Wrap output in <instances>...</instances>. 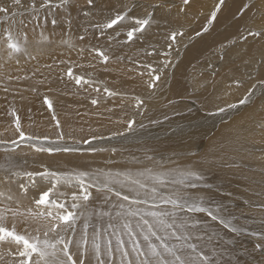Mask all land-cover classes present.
<instances>
[{
    "label": "bare ground",
    "instance_id": "1",
    "mask_svg": "<svg viewBox=\"0 0 264 264\" xmlns=\"http://www.w3.org/2000/svg\"><path fill=\"white\" fill-rule=\"evenodd\" d=\"M2 1L0 0V7H2V4H3L4 7H7L9 9L13 7H16L15 10L17 9V6L13 4V0H2ZM102 1L106 5L109 4L108 0H102ZM227 1L228 0H226V2ZM242 1L244 2L245 5L246 4H248L249 6L251 5V7L249 8L250 9L249 13H248L249 16L255 15L257 10L260 9L261 3L258 0H254L255 2H251V0H247V2L245 0H242ZM30 2L31 4L35 3V5H37L41 3L42 0L41 2L40 0H21V5H20L21 9L18 6V9H20L19 12L15 11L16 12L15 16L13 17L11 15L10 17L12 19L9 18L11 21L7 18L10 22L9 23L6 22V24L8 23L7 24L8 28L9 26H11L10 28L12 27L15 28L14 30L16 32L15 34L17 33L24 34L25 36L24 32L29 33L27 34L29 35V37H26V38H24L23 35L22 37H20L21 35L17 36V42L20 45L19 51H12L11 49L7 47L6 43L5 44L1 43L2 45L0 44V107H2L0 112L5 115V119H4L2 118L1 116L2 114L0 113V116H1L0 117V140L8 141V143H0V181H5V177H6L5 170L8 169L6 168L5 164H8L7 160L9 156L19 166L17 168V171H22V172L23 171L30 172L29 168L34 165L40 166L39 163L41 165L48 163L49 165L57 167V168L66 167L65 169H70V170L71 169L83 170L85 168H91V169L102 168L105 171L108 170V172H111L113 174L117 173L118 171H120V173L128 172L133 177L140 179L142 182L145 183L146 185L145 191L150 190V188L152 187V180L150 179V173L159 174V173H164L165 171L166 172L171 171L170 173H172V175L168 176L167 179L174 178L177 180L178 178V172L176 169L177 167L181 169V171L179 172H184V171L191 169L194 172H196L198 175L199 174L203 175L204 173H207L205 170L208 167V169H212V172H214L213 175H215L218 178V180H221L222 175L226 176L225 178L226 180L222 181L223 183H227L226 192L233 191L236 193L240 192V194L243 193L241 195L240 194L238 195L236 193L226 194L225 199L230 201L229 203L231 205H232V199H236L237 203L235 204V206L232 205V207H234L232 209L228 208V206L225 208L221 206L222 207L220 208L221 215H226L225 211L228 210L227 216H231V217L236 216L238 220L248 219V217L252 214L251 209L254 208L253 215L257 213L258 216L264 217V205H263L264 199L263 198L258 197V200L260 202H263V204H260V206L259 205L258 206H254V205L247 206L248 202H246L247 189L251 187L252 185L260 184L256 182V176L260 177L263 175V174L262 175L260 174L261 172L259 173L260 175H257V174L262 168L261 166H264V147L260 148L259 145H253L252 141L256 143L264 139V119H261L259 115L257 114V110L253 108V107H257V105L261 106L259 107L260 109L264 108V83L260 82V80H264V78L261 77V71L264 70V66H260V68H257V71H255L256 72L255 77L249 74L252 77L251 78L249 76L251 80L250 81L251 90H250L249 81H243L242 83H240L241 85L235 86L234 83H237V82H234V81L238 79L234 77L233 72L230 70L231 65H222L218 73V76H217L218 78L215 79V84L213 88L209 92L206 93L208 97L205 99L199 95L195 97L187 95L188 88H186V85L181 81L182 75L184 74V72L182 71L173 83V86H172V89L174 91L173 93L170 91H166L160 94L158 98L153 99V101H151L150 99V100H146L142 102L144 104V110L142 113L137 115V118L134 120L135 124L133 123L134 127L132 131H129V132L127 131V133L117 135V136H113L112 134V136L106 140L98 139V140H94L93 143H88V144L82 141L74 142V143L68 142L69 145H67L66 147L75 149L74 151L66 152V151L57 150L56 148L62 145V143L59 142L60 139H57V141H53V140H46V139L40 138V139H32L30 141L28 140L22 141L19 139V133L9 134L10 131H4L2 124L7 123L8 120L9 121L13 120V117H12L13 114H11L13 111H20L21 113H24V114H27L28 111H30L32 106L30 105L26 96L34 95L37 98H44V99L55 101V102L58 101L59 102L58 105H60L61 107H65L64 102L67 100L62 95H60V91L57 90L59 87H62V90L64 91L65 90L68 91V88L75 87L74 84H76V80H75L76 77L100 78V76H108L107 71H106L107 67L109 66L111 69L115 67L113 66L111 62L108 64L106 63L103 64L98 61V59H100L98 52H101V51L105 52V50L102 49L100 45L102 47H105L106 49L112 50L113 43H115L116 45L113 46V48H115L114 50L115 52L111 56H115V57L120 56V59H124V60L127 59L131 63L132 62L135 63L136 57L142 55L143 49L142 47H139L137 54L128 52L127 55H131V56H127L124 58L122 54H124L125 51H129V50H132V48H134L133 39L135 38V36L133 37L132 40H129L126 38L125 40H123L126 35L124 34H123L124 36L119 35L121 32L118 33L115 31H114L115 34L116 33L118 34L114 35L112 28L111 30H109L108 28H105V29H108L110 32L112 31L113 34L110 33L111 35L110 34L107 35L108 34L107 33L105 34V38L95 37L94 39L95 42H99L100 45L97 46L93 44V42L90 40V38L92 37L90 33L93 32V28L87 27L92 21L91 14L98 17V19H95V21L97 20L99 22L100 20L102 22V25L109 22L110 19L116 18V15L111 14L108 10H103L97 4L96 0H94V3H96V5L94 7L92 5V8L91 7L83 8L84 3L82 1H79L78 6L80 7V9H78L79 7L76 5V2L74 4L73 2L67 0V3L60 4L61 0L59 1L50 0V3L44 8L40 7V4H39V7L37 9L38 13H36V16H32V15L30 16L32 11L35 10L31 7ZM22 6H24L25 9H23ZM26 6H29L30 8H26ZM11 11H14V8ZM22 12H26V13L24 16H22L23 18L21 19L20 16L23 15ZM80 12L81 14L84 12H87V13H84L83 15H81ZM54 14L61 15L62 20H68L74 27L81 28L83 33L87 34L86 38L80 39L79 35L75 31L61 29L56 23H52ZM1 15L2 13H0V23L3 22V18L5 19L6 17L4 15L3 16ZM255 18L257 17L255 16ZM225 19H226V15L222 16L219 19V22H223ZM22 21L28 22V26L25 25V23H22ZM125 24L126 23H124V21H121L117 25H114V26H117L115 28L117 29V28L122 27ZM260 25L261 26L264 25V22L262 23L260 22ZM130 27L132 28V26ZM84 28H85V31H84ZM86 28H89V29L86 30ZM220 35L221 34L217 35V37H219ZM114 36L118 41L117 40L113 41L112 37L114 38ZM4 37H6V35ZM27 38H29V40ZM196 39L194 41H196ZM224 39L225 37L222 38L221 41H223ZM194 41L190 40V43L186 44L183 48L184 49L186 47L187 49L190 48V46L193 44ZM203 44H204V41L197 42L194 46L191 47V49L188 50L187 55L194 58V61L200 58V55L203 51V48L201 46ZM196 46L198 48H195ZM107 52L108 51H106V54ZM25 59L27 60L31 59V60L30 62H26ZM59 60H63L65 64L63 66L64 69L52 67ZM212 61H213L211 63L212 65L208 62L211 65V67L213 66V63L216 62V59ZM205 62L204 63L202 62L203 64H201L202 70L200 69L201 71H199L197 69V71L199 72H195V76L192 75V80H191L192 85L197 84V85L203 86L205 83L211 82L212 77H213L211 68L209 69L208 67V71H207V68L205 67L209 64L206 63L207 65H205L204 67ZM44 64L46 66L45 68L42 67ZM193 64H196V63H193ZM193 64L192 63L190 64V69H192ZM72 65H76L78 67L70 70L72 68L71 67ZM100 68H104V69L103 70L101 69V71H99L98 73V69ZM123 69H124L123 71H128L131 68L128 69V67H124ZM28 70L32 72L31 79H36L38 77H41V79L44 80L42 82L41 87L37 84L38 82L35 83L34 85L33 83H30L27 81H25L26 82L25 83L20 80L19 81L23 83L22 85H18V83L14 81L15 79H12L14 76H16V77H19L20 79L27 80V78L23 76V74L27 73ZM62 70L64 72L71 71L72 75L70 76L69 73H67V75L64 76V73ZM133 77L134 76L129 75L128 78L122 80L120 84H124L128 86L131 83L132 81L131 79H133ZM232 81H233V84H231L230 86H227V84ZM29 84H32V89L30 88ZM79 85L80 84H78V86ZM13 87H16V89L13 90L12 89ZM120 87H121V90L125 92V94L130 96V99L127 100L125 103H123L121 109L119 110V111H122L121 113H119L120 116L122 118L124 117V119L128 121L130 120V118L127 119V117L130 116V114H132L135 111L136 105L138 103L135 102V98L130 95V93L126 90L125 87H123L122 85H120ZM43 88L45 89L47 88L48 90H50V92L42 91ZM10 89H12V91H15L17 95L14 94ZM167 94H171V98H176V97L179 98V96L193 97L200 104L202 103L201 105V108L203 107L202 110L204 109L214 110V109L223 108V107H230L231 105L233 106V102H235L236 104L237 101L243 100L242 98L245 94H247V96L243 103H241V101L239 102L241 103V105L234 106L231 110L225 109L226 111H222L219 114L205 116L204 115L205 113L203 114L202 110H199L201 108L197 109L196 106H194L193 107L194 112L193 111L191 112L190 110L189 112L187 111V113L182 112V114H179L176 117H174L173 114L174 112H176L177 108H180L179 105L190 107L192 103L186 102V103L181 104V102H177L176 104H172L169 107H158V103L163 101L164 97ZM236 95H239V97ZM1 97H5V99ZM120 99L123 100L122 97H120ZM224 99H226V102L223 103L222 100ZM252 99L254 100L252 101ZM44 102L45 101H40L39 104H42ZM17 104H19L20 107H18ZM4 107H7V108H4ZM155 108L157 110H154ZM126 109H127L128 114H126ZM163 110H166L167 112V114H164V117L171 115L169 113H173L172 114L173 117H171L168 120L165 119L166 121H164L162 117V112L164 113L165 111ZM98 112L99 111H97V113ZM149 112H152V113L148 115ZM192 114L194 115L193 119L191 117ZM73 118H74L73 116L64 117V119L59 124V128L60 129L67 128V130H69L70 126L74 125L76 122ZM17 119L19 120V124L23 120L22 117H20L19 115L15 117V121H17ZM35 119H37L36 121L38 122L42 120L41 117H37V116ZM162 119H163V122H162ZM203 120L206 121V124L202 125ZM155 121L156 123H153ZM157 121H161L162 123L157 122ZM87 122H89V125L91 124L92 126L95 124L94 120L92 119H88ZM140 122H142L140 126H137ZM14 123H15L14 125H16V122ZM145 124H147L146 127H143ZM84 125H86V123ZM110 125L111 123H109L108 125L102 128L104 129L105 133H107L108 131L110 132L113 131L114 133H116V131H119L121 129V128L118 129L119 127H121L119 125H116V126H110ZM102 129H100V131ZM85 130L90 133L93 132L94 130L95 132L98 131L94 127H91L90 129L85 128ZM26 132H31L38 136H42V135L43 136L49 135L50 137L58 136L57 133L49 134V132L47 131L32 132L31 130H26ZM78 136H82V135H78ZM234 136L236 137V139H234L233 141H229V139L233 138ZM13 139L17 140V144L13 145L10 142ZM202 141L205 142V145H203V149H204L203 157H201V155L199 154L192 155L191 156L192 158L190 157L191 159L180 160L177 163V166L173 165L172 162L168 161L169 156L167 155L165 151L166 147H172V148L179 150V152H182L183 154H187V150H189L190 147L192 148V146H196L198 149H200L202 145H199V143ZM252 146L254 148L255 153L251 151ZM41 147L44 149L51 148L53 149V151L51 152L47 150L36 151L37 148H41ZM125 150L136 151V152L139 150L142 152L147 151L148 155L152 156V159L147 160V163L152 164V165L148 166L146 170L140 167H137V168L133 167V164L131 165L128 164L129 165L128 167L121 166V168L116 169V168H113V165L111 163L107 162V167H102L104 157L107 160L108 158H110L108 156L109 153L111 154L114 151L113 156L118 161H120L121 157L123 156V152ZM69 153H72L70 156L74 155V157L67 163V165H65L64 157L66 154L69 155ZM155 153H160V154H155ZM76 157H78L79 159ZM127 159L129 160V156L127 157ZM124 160L125 159H123L122 161ZM159 160L168 161L165 168L163 169L155 168ZM225 160H228L229 162L226 163ZM136 162L137 161L135 160L133 163H136ZM117 166H119V164H117ZM257 166H260L261 168L259 167L260 169H258L256 168ZM86 172L89 173L90 171H86ZM140 172L144 173V175L143 176L138 175ZM262 173H264V171H262ZM145 175H148V177H146ZM261 178L263 179L264 177H261ZM35 180L37 181L36 186L35 187L30 186L29 191L27 192V194H25L22 190L18 188V184L21 182L26 183V184L29 183L28 177H25V176L13 177L14 183L10 185L11 193L15 195L17 200L21 203L22 205L21 211H24L27 207H34V200L39 198V193L41 194L42 191L47 190L46 188L48 187V185H47L46 179L39 178L38 176V177H35ZM86 182H87V179H86ZM196 184H198L197 181H196ZM169 186H171L172 188H175L178 186V184L169 185ZM8 187L9 185H7V183H0V191L6 192L8 190ZM188 188L193 189L195 191V189L192 187H188ZM56 189H58V187H56ZM34 190H38L36 191L37 193L36 197L33 196L35 194ZM88 190L89 192L92 193L90 200H89L90 208H92L93 206L92 204L95 203L96 201H98V203L104 202L103 193H98L97 190L93 189L92 187L89 188ZM63 192L71 193L72 188L67 189L66 191H63ZM76 192L80 193V189L78 191L76 190ZM121 192H122V195L127 194V189H121ZM195 192L196 194L200 193L199 190L198 191L196 190ZM53 193H54L53 199H57L58 203H63L62 200L66 196L59 194V192H56L55 190H53ZM259 194H260V191H259ZM263 196H264V192H263ZM109 198H110V201L114 202L116 205L121 202V200L119 199L120 197L116 198L114 196H111ZM248 198L252 200L253 196L248 197ZM68 199L70 200L71 203H73L71 197H68ZM4 203H7V201L5 200ZM148 203H150V201ZM205 203L209 204L208 208H211L213 210L216 209L212 201H209V202L205 201ZM105 206L106 205H104V208ZM144 207H145V210L142 209V211H147L152 208L149 206H144ZM101 208L103 209V207ZM230 210L231 212H229ZM111 213H114V212H111ZM20 220H22V218L18 219L17 226H16L17 232L23 233L26 227L29 229H34L38 226V222L36 221H29L28 224H25V223L20 222ZM39 223L42 224L43 221L41 220ZM8 227L11 228V217L10 216H9ZM250 230L254 233L259 232L253 229H250ZM258 235L259 233L252 234V236L258 237L264 242V235L262 236V238L261 236H258ZM243 238L245 239L246 236L244 235ZM11 250L12 249H10L7 242H0V256L3 257L2 259H0V264H11V260L7 261V255H6ZM251 260L253 264H259L256 261L257 259L255 258V256H252ZM242 264H247V263H242ZM263 264H264V261H263Z\"/></svg>",
    "mask_w": 264,
    "mask_h": 264
},
{
    "label": "rangeland",
    "instance_id": "2",
    "mask_svg": "<svg viewBox=\"0 0 264 264\" xmlns=\"http://www.w3.org/2000/svg\"><path fill=\"white\" fill-rule=\"evenodd\" d=\"M55 1H59V0H55ZM68 1H71L74 4L76 2L77 6H78V2L82 1L84 3L83 8L84 7L92 8V5L93 7L96 5V3L89 5L86 2V0H68ZM96 1H97V4L103 10H108L111 14H114L116 16L118 13L121 15H124L125 13L127 14L126 18L123 20L124 23L126 24L120 27L121 29L120 28L115 29L117 26H113L112 28L114 35L120 32L121 33L119 35H123V34L126 35L123 40H125V38L128 39L127 32L131 30L130 26L133 27L134 20L136 18H145L146 12H151L153 14L154 18L151 21L150 25L146 27L145 31L136 32V34H134L135 36V38L133 39L134 48H132V50L125 51V53L122 54L124 58L127 56H131V55H127L128 52L137 54L139 47H142L143 49L142 55L136 57L135 63L133 62L131 63L127 59L125 60L120 59V56H116V57L111 56L115 52L114 51L115 48H113V46L116 44L113 43L112 50L106 49L105 47H102L99 42H95L94 39L95 37L105 38V34L108 33L107 35H109L110 33H112V31L110 32L109 30L111 29L109 28H108L109 30L105 28L103 29L99 28L98 25H102V22L100 20L99 22L97 20L95 21V19H98V17L91 14L92 21L87 26L89 28H93V32L90 33V35L93 38L91 37L90 40L93 42V44L97 46L100 45V47L105 50V52L103 53L106 56H108L107 61H105L103 57L101 56H100V59H98V61L103 64L105 63L108 64L111 62L115 68L111 69L109 66L107 67L106 71H107L108 76H100V78L84 77L82 78L79 86L76 83L77 86L76 84H74L75 87L68 88V91L67 90L64 91L62 90V87H59L57 90L60 91V95H62L67 100L64 102L65 107H61L60 105H58L59 103L58 101L55 102V101H50L44 98H37L34 95L26 96L27 100L32 106L30 111H28L27 114L21 113L20 111H13L11 113L13 114L12 115L13 120L11 121L8 120L7 123L2 124L4 131H10L9 134L18 133L16 131V125H14L15 124L14 122H16L15 117L19 115L23 119L20 122V129L24 131L26 135L32 136L33 139L41 138V139L53 140V141H57V139H60L59 142H61L62 145L57 147L56 149H63L64 147L69 145L68 142L74 143V142L82 141L88 144V143H93L94 140H98V139L106 140L110 138L112 134L113 136H117L116 133H121V134L127 133L128 130H126L127 128L126 124H128L129 121H134L137 118V115L142 113L144 110V104L140 103L141 101L143 102V101L150 100V99L151 101H153V99L158 98L160 94L166 91H170L173 93L174 92L172 89L173 83L182 71L184 72V74L182 75L181 81L186 85V88H188L187 95L193 96V97L199 95L205 99L208 97L206 93L209 92L213 88L215 84V79L218 78L217 76H218V73L222 65H231L230 70L233 72L234 77H236V79L239 80V82L238 80L234 81V82H237V83H234L235 86L241 85L240 83H242L243 81H249L250 90H251V83H250L251 80L249 76L253 75L255 77V73H256L255 71H257V68H260V66H264V35H251L249 32V29H251V32L254 33L264 28V25L262 26L260 25V22L261 23L264 22V0H258L261 3L260 9H258L256 14L253 16H249L248 14L250 10L249 8L251 7V5L250 6L248 4L245 5L242 0H228L227 2L225 0V2L222 5H220L219 9H217L216 7L219 4V0H189V3L187 5L184 4L183 0H108L109 1L108 5H106L102 0H96ZM245 1L247 2V0ZM251 2H255V1L251 0ZM161 3L163 4V7H153ZM39 4L36 5L35 10L32 11L30 16L31 15L36 16V13H38L37 9L39 7ZM29 6H26V8H30ZM2 7H4L3 4H2ZM19 7L21 9V6ZM22 7L23 9H25L24 6ZM13 8H14V11H11L13 10ZM13 8L9 9L10 11L7 14L9 16H7L5 13H2L1 15V16L4 15L6 17L5 19L3 18V22L0 23V33H2V35H0V39L2 38L0 40V44L1 43L5 44L4 40H6L7 38V33L4 32L3 30L9 29L7 24L11 21L10 19H12L10 16L12 15L13 12L15 11L19 12L20 10L18 9V6L16 10H15L16 7H13ZM78 9H80V7ZM214 11L216 12V18L213 20L211 18V14ZM25 13L26 12H22L23 15L20 16L21 19L23 18L22 16H24ZM84 13H87V12H84ZM84 13L81 14L80 12L81 15H83ZM225 15H226V19L223 22H219V19ZM255 16L257 18H255ZM7 18L8 19L10 18L9 19L10 21ZM24 21H22V23H25V25L28 26V22H24ZM53 21H55V23L61 29L75 31L79 35L80 39L81 37L82 39H85L87 36V34L83 33L81 28L74 27L68 20H62L61 15L59 14H54ZM6 22L8 23L6 24ZM89 28H86V30ZM10 29L14 32V35H15L16 33L14 31L15 28L12 27ZM84 31H85V28H84ZM114 31L118 33L115 34ZM173 32L179 33L175 37V39L171 38V34ZM24 33H25V36L24 34H20L21 36L20 35L19 36L22 37L23 35L24 38L29 37V35H27L29 34L28 32L27 33L24 32ZM219 34L221 35L217 37V35ZM5 35L6 37H4ZM224 37L225 39L221 41V39ZM27 39L29 40V38ZM112 39L113 41L117 40L115 36L114 38L112 37ZM195 39L196 41H194ZM190 40L194 41L193 44L190 46V48L187 49L186 47L184 49L183 47L186 44L190 43ZM202 41H204V44L201 46L203 48V51L200 55V58L194 61V58L187 55L188 50L191 49V47L194 46L197 42H202ZM195 48H198V47L196 46ZM106 51H108L107 54H106ZM214 59H216V62H214L213 66L211 67L212 65L211 63L213 62L212 60ZM30 60L31 59H28V60L25 59L26 62H30ZM202 62L203 63L205 62L204 67L205 65L209 63L211 64V65L209 64L210 66L207 65L205 68H207V71H208V67L209 69L211 68V72L213 75L212 80L210 83H205L203 86L197 85V84L192 85L191 84L192 75L195 76V72H199L202 70V67H201L202 66L201 64H203ZM191 63L192 64L196 63L192 65V69H190ZM64 65L65 64L63 60H59L52 67L64 69L63 67ZM42 67L45 68L46 67L45 64ZM71 67L72 68L70 70L75 69L78 66L72 65ZM124 67H128V69L130 68L131 69L128 71H123ZM101 69L103 70L104 68L98 69V73L99 71H101ZM197 69L199 71H197ZM63 73L65 76L69 72L63 71ZM25 74H23V76H25L27 80L20 79L19 77H16V76H14L16 78L13 77L12 79H15L14 81L17 82L18 85H22L23 82L27 81V82L33 83L34 85L35 83L38 82L37 84L40 87L42 86V82L44 80L41 79V77H38L36 79H31L32 72L30 70H28L27 73ZM129 75L134 76L133 79H131L132 80L131 83L128 86L124 84H120L121 81L124 79H127ZM157 76L159 77L158 80L155 79V77ZM261 77L264 78V70L261 71ZM19 80L23 82H20ZM260 82L264 83V80H260ZM231 84H233V81L229 82L227 86H230ZM29 85H30V88L32 89V84H29ZM120 85L125 87L126 90L130 93V95L135 98V102L138 103L136 105L135 111L132 114H130V116L127 117V119L130 118V120L128 121L124 119V117L122 118L120 116L119 113H121L122 111H119V110L121 109L123 103H125L127 100L130 99V96L125 94V92L121 90ZM150 85H153V86H150ZM12 89L15 90L16 87H13ZM12 89L10 90L12 91ZM105 89H107V91H105ZM42 91L50 92V90H48L47 88L46 89L43 88ZM12 92L17 95L15 91H12ZM236 96L239 97V95H236ZM246 96L247 94L243 96L242 98L243 101H245ZM120 97H122L123 100H121ZM193 97L179 96V98L177 97L171 98V94H167L164 97V100L158 103V107H169L172 104H176L177 102H181V104L189 102L192 104L190 107L179 105L180 108H177L174 114L169 113L171 115H168L166 117H164V114H167V112L166 110H163L165 111L164 113L162 112V117L164 121L170 119L171 117H173V115L174 117H176L177 115L182 114V112L187 113V111L189 112L190 110L191 112L192 111L194 112V109H193L194 106H196L197 109L201 108L202 103L200 104ZM1 98L5 99V97H1ZM93 100H96L97 103L93 104L92 103ZM253 100L254 99H252V101ZM40 101H45V102L42 104H39ZM240 101L242 100L237 101L238 104L237 102L236 104L235 102H233V106L230 104L231 105L230 107H223V108H218L214 110H205V109L202 110L203 108L202 107L199 110H202V113L203 114L205 113L204 114L205 116H211V115L221 113L222 112L221 109H223V111H226L225 109L231 110L234 106L241 105V103H239ZM222 102L223 103L226 102V99L222 100ZM17 105L18 107H20L19 104ZM67 105L70 107H68ZM259 107L261 106L257 105V107H253V108L257 110V114L259 115V117L261 119H264V108L260 109ZM1 108L2 107H0V110ZM4 108H7V107H4ZM154 110H157V109L155 108ZM97 111L99 112L97 113ZM151 113L152 112H149L148 115H150ZM1 114H2L1 115L2 118L5 119V115L3 113ZM126 114H128L127 109H126ZM36 116L41 117L42 120L40 122L36 121L38 119V118L35 119ZM66 116H73L74 117L73 119L76 121L74 125L70 126L69 130H67V128H64V129L59 128V124ZM193 116L194 115L192 114L191 116L192 119H193ZM86 118L87 120L88 119L94 120L95 124L93 126L91 124L89 125V122H87ZM163 119H162V122H163ZM205 120H203L204 123L202 122V125L206 124ZM157 122H161V121H157ZM85 123L87 126L84 125ZM109 123H111L110 126L119 125L121 127H119L118 129L120 128L121 129L119 131H116V133H114L113 131L112 132L108 131L107 133H105L104 129L102 128L108 125ZM141 123L142 122L136 125L140 126ZM153 123H156V121ZM134 124H133V127H134ZM146 125L147 124H145L143 127H146ZM91 127H94L98 131L95 132L94 130L93 132L90 133L85 130V128L90 129ZM100 129H102L103 131L102 130L100 131ZM26 130H31L32 132L47 131L49 132V134L57 133L58 136H54V137H50L49 135L38 136L34 133L26 132ZM78 135H82V136H78ZM234 139H236L235 136L229 139V141H233ZM252 144L259 145L260 148H263L264 139L256 143L252 141ZM199 145H202L200 149H198L196 146H192V148L190 147L189 150H187V154H183L182 152H179V150L175 148L166 147L165 151L167 155L169 156L168 161L172 162L173 165L177 166V163L180 160L191 159L192 155L199 154L201 155V157H203L204 156L203 145H205V142L202 141L199 143ZM251 151L255 153L253 146L251 148ZM113 152L111 154L109 153L108 156L110 158H108V160L104 157L102 167H107V162L111 163L113 165V168H116V169L121 168V166L128 167L129 166L128 164L130 165L133 164V167H136V168L140 167L146 170L148 166L152 165V164L147 163V160H149L148 157H152L148 155L147 151L142 152L139 150L136 152V151L125 150L123 152V156L121 157L120 161H118L113 156ZM71 154L72 153H69V155L68 154L65 155L64 157L65 165H67V163L74 157V155L70 156ZM155 154H160V153H155ZM128 156H129V160L127 159ZM123 159L125 160L122 161ZM135 160L137 162L133 163ZM168 161L159 160L156 164V167L154 165L153 166L156 169L158 168L163 169L166 167ZM225 162L227 163L229 161L225 160ZM117 164H119V166H117ZM39 165L40 166L38 165L31 166L29 168L30 172L52 171V172H59L61 174H73L75 172H80V171H85V172L90 171L89 172L90 174H98L99 179H103V174L108 172V170L105 171L102 168L100 169L85 168L83 170H80V169L70 170V169H65L66 167L63 168L60 166H59L60 168H57V167L49 165L48 163H45L44 165H41L39 163ZM5 166L6 168H9V164H5ZM259 167L260 166H257L256 168L258 169H260L261 167L262 168L260 169L257 175H260V174L261 175L263 174V175L260 177L256 176V182L260 184L252 185V186L250 185L251 187L247 189L246 191V196H247L246 202H248L247 206L248 205H251V206L259 205L260 206V204H263V202H260L258 200V197H261L264 199V196H263L264 191H262L264 190V185H263L264 178L263 179L261 178V177H264V173H262V171H264V166H261L260 168ZM176 169L178 172L177 180H180L182 179V177L179 175V173H181L179 172L181 171V169L178 167ZM12 170L17 171V169L15 170L12 169ZM205 171L207 173H204L203 175L199 174L200 179L197 181L199 185L196 184V187L194 188L195 191L199 190L200 193L196 194V192L193 189H189V188H186L184 190L189 191L188 193L190 194L202 196L204 198V201H207V202L212 201L213 205H215L216 208H222V207L225 208L227 206L230 209L234 208L232 207V205L235 206V204L237 203V200L232 199V205H231L229 203L230 201L225 199L226 194L236 193L233 191L226 192L227 183L222 182L226 180L225 179L226 176L222 175L221 180H218V178L215 175H213L214 172H212V169H208L207 167ZM170 172L165 171L164 173H170ZM145 176L148 177V175H145ZM39 178H42V177H39ZM46 181L48 185L46 189L48 190L51 184L55 183V181L54 180H46ZM56 187H58V189L56 188L54 189L56 192H59V194L66 196L62 200L63 203H66L65 207L68 210H72L71 209L72 203L70 202L68 197H72L73 193H75L76 195H80V193L76 192V190L78 191L80 189L79 185L76 184L75 182H72L70 184H65L63 181H61L59 184H57ZM181 187L182 186L178 184V186L175 188H181ZM70 188H72L71 193L63 192ZM92 188L96 189L94 187ZM203 188L205 189L206 192L204 191ZM145 189L142 190V192L145 191ZM173 189L174 188L168 185L167 187L160 188L159 191L163 193L164 195H168ZM34 191H35V194L33 196L36 197L37 195L36 191L38 190H34ZM259 191H260V194L262 195L259 194ZM52 193L50 194L51 199H53V196H54V193L53 194ZM111 194L108 193V196L109 197L114 196L117 198V196H115L114 193H111ZM236 194L239 195L240 192H237ZM251 196H253L252 200L248 198ZM142 198L144 197L142 196ZM119 199L121 200V197ZM149 201L150 203H146L144 205L143 204L138 205L136 207H138L141 211L142 209L145 210L144 206L152 207V203H151L152 201L151 200ZM114 204L115 203L110 200L107 204H105V202L98 203V201H96L95 203L92 204L94 207L90 205L92 206V208L90 209H95V210L97 209L99 212H110V213L114 212V213H111V216L115 218L116 212L120 211V209L118 207L114 208L113 207ZM207 204L204 203V206L206 207ZM104 205L108 207L105 206L104 208ZM208 206L209 204L207 205V207ZM101 207H103V209ZM160 207L164 209H170L172 206L160 204ZM229 212H231V210ZM251 212L252 214L248 217V219H240V220H238L236 216H233V217L227 216L228 210L225 211L226 215H222L225 217L226 220H230L232 225H234L236 228L241 229V231L239 232H232L230 228L223 227V225H221L218 221H212L211 218L207 216L206 213H199V212L189 213L187 211H182V212H178L177 214L182 217H192L202 222L204 227H203V230L199 232L198 234L203 236L205 239H207L208 236L213 237L211 244L205 247L204 251L208 253L209 255H211L212 250L214 249L216 252L215 258L219 259L220 264H242V263L253 264L251 260L252 256H255V258L257 259L256 261L259 264H263L264 252H261L260 249H257L256 244L264 243V242L260 238L252 236V234L259 233L258 236H261L262 238V236L264 235V231H263L264 230V226H263L264 217L258 216L257 213L253 215L254 208L251 209ZM94 216L96 215H93L90 219V228L88 229L89 230L91 229V230L90 231L88 230L89 235H91L93 233L92 231L94 230L95 231L98 230V232H102L103 229L107 227L110 221L109 216L108 217L107 216L106 217L96 216L97 218ZM131 219L133 221V227H135V223L139 219V217H135ZM82 220L83 218H81V221L77 224L78 232L82 225ZM112 222L119 223L120 221L118 218H116V219H113ZM257 224L259 225V227ZM250 229H253L259 232L254 233ZM18 233L22 234V232H18ZM244 235L246 236L245 239L243 238ZM124 237H125L124 238L125 241H127L128 240L127 235H125ZM114 241H115V238L113 237V242ZM170 242L175 243L176 241L173 239ZM193 242L197 244L200 243L197 240H194ZM141 243H143L142 238H141ZM6 255H7V261H10V260L12 261L15 259L14 254L10 255V257H9V254H6Z\"/></svg>",
    "mask_w": 264,
    "mask_h": 264
},
{
    "label": "snow or ice",
    "instance_id": "3",
    "mask_svg": "<svg viewBox=\"0 0 264 264\" xmlns=\"http://www.w3.org/2000/svg\"><path fill=\"white\" fill-rule=\"evenodd\" d=\"M184 4H188L189 0H183ZM225 0H219L216 6L219 9ZM50 3V0H42L40 7L44 8ZM67 3V0H61V4ZM89 5L94 0H87ZM15 6L21 5V0H13ZM35 9L36 5H31ZM153 7H163V4ZM9 8L0 7V13H9ZM15 12L12 16H15ZM124 15L117 14L115 19L99 28H113L119 22L126 18ZM153 14L146 12L145 18H136L134 25L127 32V37L132 40L136 32L145 31L153 20ZM211 18H216V12L211 14ZM55 23V21H53ZM11 26H9L10 29ZM9 29L3 31L7 33V39L4 41L7 47L12 51H19L20 45L17 42V36ZM251 35H264V28L257 32H251ZM179 33L173 32L171 38ZM2 35V33H0ZM82 39V37H81ZM98 55L108 60L102 51ZM69 75L72 73L69 71ZM159 79V77H155ZM76 83L80 84L82 77L75 78ZM153 86V85H150ZM107 91V89H105ZM112 94V93H110ZM47 102V101H46ZM244 101L242 100L241 103ZM97 103L96 100L92 101ZM142 103V101L140 102ZM223 111V109H221ZM134 121H129L127 130L132 131ZM16 131L19 133V139L32 140L33 137L26 135L20 129L19 120L16 121ZM121 135V133H116ZM13 145L17 144V140L10 141ZM0 143H8V141L0 140ZM53 151L48 148H37L36 151ZM62 151H74L68 147L57 149ZM152 159V157H148ZM7 163L9 168L6 169L5 181L8 190L0 191V242H7L10 249L8 254L15 256L11 264H220L216 259V252L213 249L211 255L204 251L205 247L211 244L213 237L208 236L205 239L198 233L203 230L204 225L201 221L192 217H182L177 213L187 211L189 213H206L212 221H218L223 227L230 228L232 232H239L241 229L232 225L230 220H226L221 215V209L215 210L203 206L205 201L202 196L190 194L184 189L188 187L195 188L196 181L200 179L199 175L193 170L179 173L182 177L180 180L167 179L172 173L151 174L152 187L150 190L143 191L146 188L144 182L133 177L130 173L115 174L108 172L103 174V179H99L98 174H90L85 171L75 172L73 174H61L59 172H29V171H13L19 166L10 158ZM150 172V170H149ZM138 175L143 176L144 173ZM28 177L29 183H19L18 188L25 194L29 191V187H35L37 181L35 177L39 176L46 180H54L46 191H42L38 199L34 200V207H27L21 211V203L16 196L11 193L10 185L14 183L13 177ZM87 178V182H86ZM63 181L65 184L75 182L79 185L80 195L72 194L71 209L68 210L64 203H58L57 199H50V194L56 188L57 184ZM179 184L181 188H174L168 195L159 192L160 188L168 185ZM95 187L98 193H103L105 203L110 198L108 193H114L115 196L121 197L118 205L120 211L116 212L113 218L110 212H99L90 209L89 200L92 195L89 188ZM121 189H127V194H123ZM144 198H141V197ZM7 203H4V201ZM152 201V208L147 211H141L138 205L146 204ZM160 204L171 205L170 209L160 207ZM93 215L100 217L109 216L110 221L102 232L93 231L91 235L88 233L90 227V219ZM9 216L11 217V228L8 227ZM139 217L133 227L131 218ZM150 217L151 219H149ZM20 222L28 224L29 221L38 222V226L34 229L25 228L24 232L18 233L16 230L18 219ZM82 220V226L77 230V223ZM119 218V223H113L112 220ZM43 221L40 224V221ZM138 230V231H137ZM124 235L128 240L125 241ZM113 237L115 241L113 242ZM141 238L143 243H141ZM175 240V243L170 241ZM197 240L200 243H194ZM130 246V247H129ZM256 248L264 252V243H257ZM3 257L0 256V259Z\"/></svg>",
    "mask_w": 264,
    "mask_h": 264
}]
</instances>
